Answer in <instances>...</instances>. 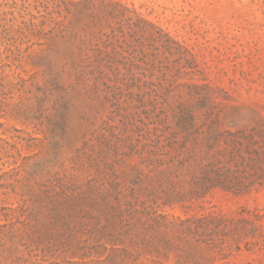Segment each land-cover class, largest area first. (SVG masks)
Returning <instances> with one entry per match:
<instances>
[{"label":"rangeland","instance_id":"obj_1","mask_svg":"<svg viewBox=\"0 0 264 264\" xmlns=\"http://www.w3.org/2000/svg\"><path fill=\"white\" fill-rule=\"evenodd\" d=\"M259 122L264 0H0V264H264V187L176 195Z\"/></svg>","mask_w":264,"mask_h":264},{"label":"trees","instance_id":"obj_2","mask_svg":"<svg viewBox=\"0 0 264 264\" xmlns=\"http://www.w3.org/2000/svg\"><path fill=\"white\" fill-rule=\"evenodd\" d=\"M184 166L182 163L181 167ZM194 166V176L181 181L189 188L176 194L180 202L200 199L216 189L243 195L264 187V122L252 128L217 134ZM171 197L172 194L168 196ZM126 205L132 216V203ZM212 221L215 228L221 227V220L213 218Z\"/></svg>","mask_w":264,"mask_h":264}]
</instances>
